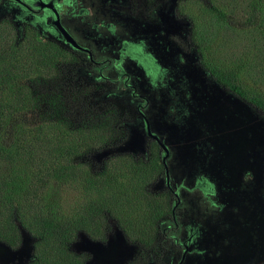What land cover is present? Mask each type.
I'll list each match as a JSON object with an SVG mask.
<instances>
[{
	"label": "flooded vegetation",
	"instance_id": "af4514ba",
	"mask_svg": "<svg viewBox=\"0 0 264 264\" xmlns=\"http://www.w3.org/2000/svg\"><path fill=\"white\" fill-rule=\"evenodd\" d=\"M51 1L52 5L48 6ZM164 1L167 0H126L125 2L122 0H0V24H10L14 28L17 45L26 40L29 31H35L40 38H43V43L52 42L70 55L68 61L57 64L53 72L57 77L54 79L56 88H60L61 95L69 99L68 102L72 109H76L77 114L80 115L79 120L74 121L72 125L89 129L90 127H100L105 131L103 133L106 136V141L103 143L105 156L103 158H99L97 155L92 158L82 156L79 159L80 162H91L93 167L98 164L104 168L106 163H110L107 164V167H111L112 164L120 162L122 157H128L134 160L135 164L145 167L152 175L153 166H155L154 170L159 169L155 175L156 178L147 186L146 192L160 199L168 200L167 211L170 212L165 213L157 220L154 234L147 235L149 241L152 238V242L148 245L141 244V251L142 254H147L148 260L149 254L151 258L162 255L165 259L169 258V260L162 258L158 264H187L193 255L199 253L200 244L205 243L206 240L201 222H197V228L183 229V206L187 205L186 194L189 192L186 180L188 178V181L195 185L194 190L197 191L200 198L210 200V192L213 197L214 184L210 181L211 178H208L209 171H205L204 168L215 166L220 171V168L225 169L227 164L229 166L230 158H235L237 136L235 130L225 128L227 137L221 139V148L226 150L225 146L227 145L230 154L224 153L221 148L220 154L216 153L214 146L216 144H211L212 140L204 144L205 137H202L201 141L193 137L190 139L185 137V140L181 141L183 144L171 142L172 127L176 131L178 123L188 122L186 121L188 114L190 112L195 114L196 111L193 108L191 96L186 91V70L169 64L167 57H169L170 51H163V49L150 51L153 47L166 49V45L158 47L156 46L158 43L145 36L146 34L143 33L139 36L135 33L134 27L129 29L128 26L116 22L118 17L120 19L128 17L135 22H142L140 29L158 32L157 27L167 23V20L164 22L161 15L156 14L160 4ZM176 11L179 12V7ZM58 19L79 47H74L67 42L56 25ZM191 26H193L192 22ZM188 31L192 34L191 27L188 28ZM176 37L177 39L174 38L173 42L180 51L192 53L194 59L196 57L195 63L206 80L214 83L218 89L239 100L264 118L262 110L237 97L217 81L210 69L207 68L208 66L203 64L199 46L197 43H192L193 38H191L192 41L185 42L181 37ZM106 42L118 44L113 49L111 57H108ZM170 42L172 41L170 40ZM157 56L162 60L164 70L162 67L160 69L157 60L154 59ZM128 61L144 72L148 80L147 84L145 82L139 85L137 80H134L126 67ZM63 68L69 71L68 75H63L61 78L59 73L63 74ZM177 72H179L181 80L180 84L175 86L173 83H176ZM158 82L159 85H157ZM162 83V97L160 99L156 95L153 97V91L157 92L156 88ZM183 101H186V105ZM82 109L84 111H80ZM159 110H161V117L169 119L174 125L169 122L168 126L164 127L161 124H156L158 118L156 114ZM249 118L254 119L252 114L249 115ZM242 124L248 127L245 122ZM133 139H135V146L128 151L126 146ZM249 174L250 172L246 173V182L250 178ZM226 185L225 183V187ZM211 204L217 208V204L213 202ZM198 219L206 222V217L201 214ZM115 226L122 228L116 220L109 216L106 226L102 228L101 239H93L81 232L72 246L79 242L81 235H84L90 240L89 242L105 246L103 248L105 249L104 256L114 260L120 254L116 238L111 242ZM19 229L20 244L18 248L12 249L1 240L0 243L5 244L11 251H18L22 247L24 235H30L33 242L36 243L37 239L33 234L22 226ZM262 232L261 242H264V231ZM85 237L84 239L87 240ZM212 240L213 244H210L209 249L211 246L213 249L216 246L214 239ZM253 240L250 241V245H254L256 248L255 243L258 240ZM135 242L140 243L139 241ZM108 243L110 245H106ZM34 248L35 250L33 249L31 254L35 255V244ZM258 248L264 254V245L259 244ZM81 256L86 260L85 264H88L87 255L82 254ZM139 256H136L135 259L132 258L126 264L131 262L137 264L138 260L136 259ZM221 260L215 261V264H220ZM27 261L24 260L22 264L31 262ZM246 263L245 259L243 264ZM97 264L105 263L98 262Z\"/></svg>",
	"mask_w": 264,
	"mask_h": 264
},
{
	"label": "trees",
	"instance_id": "16d2710c",
	"mask_svg": "<svg viewBox=\"0 0 264 264\" xmlns=\"http://www.w3.org/2000/svg\"><path fill=\"white\" fill-rule=\"evenodd\" d=\"M261 3L251 0L249 6L252 9L244 10L247 18L243 23L264 26V6ZM210 10L217 12V21H230L226 11H218L215 7ZM232 16L237 17V14ZM262 33L264 35V30ZM197 38L202 62L217 81L264 112V79L258 81L259 85L250 76L251 79L244 78L243 65L229 66L214 54L211 57L208 51L210 44H203L200 33ZM69 56L56 44L43 43L35 31H29L26 40L19 45L0 39V98H3L2 110L5 108L0 112V240L16 249L20 244V226L33 234L37 239L36 253L29 264H85L86 260L73 253L70 247L81 232L93 239H101L102 228L109 216L121 225L129 239L148 245L152 238L149 241L147 235H153L157 220L170 212L167 211L168 200L146 192L159 170H154L155 166L152 175L128 157L104 168L79 161L82 156L92 158L104 151L105 131L100 127L89 129L72 125L77 111L65 97L57 94L56 90L50 94L51 88L45 96H41L43 92L39 91L42 81L49 79L48 84H52L54 89L53 71ZM261 64L255 70L262 71L264 75V59ZM9 95L16 97L13 105ZM4 98H9V101L4 103ZM57 114L60 119L54 122ZM29 115L33 116L30 121L34 118L41 120V117L43 121L35 125L34 121L29 123L20 119ZM58 127L62 135L56 137V142L47 133L56 131ZM14 134L15 142L7 146L6 139ZM64 134L73 137L66 148L59 144L67 141ZM22 157L24 160L20 162ZM75 159L79 163H75ZM21 164L29 171L21 169V173L13 174L10 167ZM125 184L143 190V197L134 207L140 216L137 222H130L128 216H119L114 208L106 207L108 191L114 193L115 203L123 205L119 199L125 192L122 187ZM59 185L78 192L70 211L64 208L62 201H58L60 195L57 193V197L53 192V186L60 189ZM154 205L159 206V215L150 217Z\"/></svg>",
	"mask_w": 264,
	"mask_h": 264
},
{
	"label": "rangeland",
	"instance_id": "374dc122",
	"mask_svg": "<svg viewBox=\"0 0 264 264\" xmlns=\"http://www.w3.org/2000/svg\"><path fill=\"white\" fill-rule=\"evenodd\" d=\"M122 1L125 2L126 0ZM210 1L211 0L164 1L160 4L161 6L157 9L156 14H158V16L161 15L164 18V22L167 20V23H164L161 27H157V29H159L158 32L143 28L140 29L142 22H135L128 17H123V19L118 17L116 22L128 26L129 29L134 27L136 29L135 33L139 34V36L143 33L146 34L145 36L150 37L155 43H158L156 44L158 47H160V45L163 47L166 45V49L153 47L150 51L157 49L170 51V55L167 57L169 64H174L177 68L186 70V91L188 92L187 94H190L189 96H191L193 108L196 111L195 114H193V112L188 114L186 119L188 122H184L183 124L178 123L176 131H174L172 127L173 132H171L170 135L171 142H180L183 144L181 141H184L185 137L190 139L187 136L196 138L199 141L202 140V137H205L206 140L203 141V143L207 144L212 140L211 144H216L214 145L216 153L220 154V148L222 147L221 139L227 137L225 128L236 130L242 127L249 130L238 132L241 142L237 143L235 141L236 154H234V159L230 158L231 163L229 166L227 164L225 169L220 168V171L217 170L215 166L204 168L205 171H209L208 178H211L210 181L214 184L213 197L210 192V200H208V198H200V195L194 190L195 185L189 182L188 178L186 180L189 192L186 194L185 202H187V205L183 206V229L186 230L188 227L197 228V222H201L206 240L205 243L200 244L199 253L193 255L187 264H215V261L220 259H222L219 262L220 264H243L245 259L247 262L246 264H264V254H262L258 248L259 244L264 245V242H261L263 239L262 231H264V175L262 171V165L264 163V146L262 145V138L264 139V118L257 115L251 108L243 105L239 100L218 89L214 83L206 80L202 71L199 70L198 65L195 63L196 57L194 59L192 53H187L182 50L180 51L173 42V40H175L174 38L177 39L176 36H179L181 39L185 40V42L188 40L190 42L192 41L191 38H193L192 43L196 44L198 42L197 34L200 33V39L203 41V44H210V49L208 51L210 52L211 57L212 54H214L216 58L221 59L229 66H234L236 64L243 65V69L245 70L243 73L244 78L251 79L250 77H252V81L257 82L260 85L258 81L264 79V75L262 71L259 72L255 69L260 68L264 59V35L262 33L264 26H250L248 22L243 23L247 18V11L245 13L244 10L246 9L249 11L252 9L249 6L251 0ZM259 1H262L263 4H261L264 6V0ZM247 6L249 8H247ZM82 7L85 8V6ZM178 7L180 13H177L176 11ZM213 7L218 11H226L230 21H217V18L215 17L217 16V12L212 13V10H210V8L213 9ZM77 10L79 11V9ZM233 13H236L237 17L232 16ZM191 22L193 26H191ZM143 27L145 28L146 26L144 25ZM189 27L192 28V34L188 31ZM72 28L75 27L72 26ZM10 33L12 35H10ZM0 34H3L0 39H6V41L10 43L14 42L15 45H17L15 31L10 24H0ZM40 39L43 40V38ZM140 40L142 39L140 38ZM170 40L172 42H170ZM115 44L116 43L106 42L105 45L108 47V57H111L113 49L118 46V44ZM208 51L207 54L209 53ZM68 59L61 61V63L67 62ZM154 59L157 60L156 62L160 66V69L162 67L164 70L162 60L158 58V56L154 57ZM60 67H62V65H60ZM126 67L128 68L130 75L134 80H137L139 85L144 84L145 82L147 84L148 80L141 69L136 68L134 64L129 61L127 62ZM68 71L69 70L64 69L63 74L59 73V77L62 78L63 75H68ZM165 75L167 76L166 73ZM52 78L56 79L57 77L55 76ZM169 78L171 77L169 76ZM49 80L42 81L39 90L43 92L41 96H45L50 92L48 91V88H51L50 94H54V90H56V93L61 95L60 88H55L54 86L53 89V85L50 83L48 84ZM180 80L181 76L179 72H177L175 79L176 83H172L177 86L180 84ZM157 85H159V82ZM156 90L158 91H153L154 94H152V96L154 97L156 95V97L160 99L163 95V83L161 86H158ZM9 98L13 100L11 102V105H13L16 97L14 95H9ZM9 98H4V103L9 101ZM65 99L67 101L69 100L67 98ZM2 102L3 98H0V112L5 110V108H3V110L1 108ZM183 103L186 105V101H183ZM58 113H60V110H58ZM160 113L161 110L156 114V116H158L155 122L156 124H161L162 127L165 125L168 126V122L169 124H172L169 119L166 120L164 117H161L162 115ZM250 114H252L254 119L249 118ZM46 115L49 114L47 113ZM32 117V115H29L27 117L28 120L26 116H21L20 119L28 121L29 123L34 121L35 125H40L43 121V117H41V120L34 118L30 121ZM59 119V114H57L54 122H57ZM72 119L74 121L79 120V115L76 114L75 118ZM244 122L248 125V128L242 124ZM251 127H255L256 131H253ZM94 128L95 127H90V129ZM58 129L59 127L56 131L47 133L51 140L54 139L55 141L57 139L56 137L62 135V131ZM64 136L67 141L58 143L66 148L69 142L72 141L73 137L69 134H64ZM134 137L137 138L135 135ZM247 137H249V139H247ZM15 139L16 134L7 138V146L13 145ZM134 140L135 139L130 140L129 144H126L128 151L132 150V147L135 146ZM236 140H239L238 137H236ZM256 142L258 143V147ZM187 148L189 147L187 146ZM221 149L224 153L230 154L227 145L225 146L226 150L223 148ZM105 154V152L101 153L99 158H103ZM238 158L240 160H238ZM22 160H24V157L20 159V162H22ZM75 163L79 162H76L75 159ZM107 164L110 163H106V166ZM22 166L23 165L21 164L19 167L10 168L13 174H19L21 173V169H23ZM27 169L30 168L27 167ZM23 171L29 170L23 169ZM247 172H250L248 175L250 178L246 182L245 178ZM225 183L227 184L226 187ZM59 187L60 189H57L56 186H53V192L57 197L58 194L60 195L58 201H62L63 206H65L64 208L70 211V206H74L76 198L78 197V192L75 189L65 186L62 187V185H59ZM122 187L125 192L119 200L122 201L123 205L117 202L115 203L114 193L108 191L105 195L108 197L106 207L114 208L119 216H128L127 219L130 222H137L140 216L139 212L134 210V207H136L138 200L143 197V190L135 189L130 184H125ZM212 199H214V201H212ZM211 202L217 204V208L213 206ZM159 211V206L154 205V210L153 213L150 214V217H153L155 214L159 215ZM199 214L206 217V222L198 219ZM143 216H145V214H143ZM113 231L114 235L111 242L116 238L117 244L120 248V254L114 260L104 256V246L101 244L98 246L90 244V240L84 235H81L82 237H80L78 245L71 246L70 250L75 252L78 256L86 254L89 259L88 263L91 264H97L98 262H104L105 264H126V262L130 261L132 258L135 259V257L139 255V258L136 259L138 260L137 264H158L162 258L164 260H169V258L165 259L163 255L157 258H151L150 254L148 260L146 256L147 254H142V243L137 244L135 241L129 239L130 237L126 236L127 234L125 233V230L119 226L113 227ZM129 231L133 230L130 229ZM84 237L87 240H85ZM215 237H217L216 241ZM212 239H214V244H216L215 247L217 249L215 247L213 249L212 246L209 249L210 244H213ZM253 239L258 240L255 243L256 248L248 242L251 240L254 241ZM110 243L106 245H110ZM251 251L253 252L249 255ZM16 256L20 257L21 254H11L10 258H5L7 264L18 263L19 259H17ZM255 256L259 257L256 258ZM23 257L24 254L20 259H23ZM256 259L259 260L257 261ZM2 261L3 260L0 259V264H2ZM130 264H134V262H131Z\"/></svg>",
	"mask_w": 264,
	"mask_h": 264
},
{
	"label": "water",
	"instance_id": "95a60500",
	"mask_svg": "<svg viewBox=\"0 0 264 264\" xmlns=\"http://www.w3.org/2000/svg\"><path fill=\"white\" fill-rule=\"evenodd\" d=\"M52 5V1L49 3V5L48 6H51ZM56 25L58 26V28H59V30L63 33V35L65 36V38H66V40H67V42L68 43H70V44H72L74 47H79L78 45H77V43H76V41L73 39V37L67 32V30L65 29V28H63V26L61 25V23H60V20L58 19L57 20V22H56ZM248 128V127H247ZM251 129L253 130V131H256L255 130V127H251ZM235 130V129H234ZM233 130V131H234ZM243 130H248V129H244V128H238V129H236L235 130V133H236V136L238 137V139L239 140H236V142L237 143H240L241 142V139L239 138V136H238V132H241V131H243ZM249 131V130H248ZM264 136V135H263ZM188 138H190V136H187ZM247 139H249V137H247ZM254 139H256V138H254ZM257 143V142H256ZM262 145L264 146V139L262 138ZM257 147H258V143H257ZM238 160H240L239 158H238ZM258 163H260V162H258ZM264 163H263V165H262V171H263V175H264ZM250 238H251V236H250ZM248 242H250V241H248ZM79 243V242H78ZM78 243H76V245H78ZM34 242H33V238L30 236V235H24V241H23V243H22V249L20 248L18 251H11L10 250V248L8 249V247H6L5 246V244H1L0 243V259L1 260H3L2 261V264H7V260L5 259V258H10L11 257V254H21V256L20 257H22V255L24 254V257H23V259H20V257L19 256H16V258L17 259H19L18 260V263H16V264H22V262L24 261V260H28V261H31L32 260V258L34 257V254H31V251L34 249L35 250V248H34ZM90 244H93V245H100V244H96V243H94V242H90ZM105 247V246H104ZM29 255V256H28ZM27 261V262H28ZM88 264H91V263H88Z\"/></svg>",
	"mask_w": 264,
	"mask_h": 264
}]
</instances>
